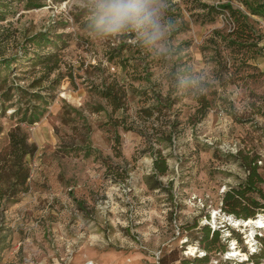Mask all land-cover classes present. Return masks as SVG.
I'll list each match as a JSON object with an SVG mask.
<instances>
[{"label":"rangeland","instance_id":"obj_1","mask_svg":"<svg viewBox=\"0 0 264 264\" xmlns=\"http://www.w3.org/2000/svg\"><path fill=\"white\" fill-rule=\"evenodd\" d=\"M226 2L248 12L242 0H167L173 31L161 54L130 33L91 38L86 0H0V97L11 94L0 100V150L15 125L35 146L22 160L28 177L13 196L15 159L0 162V264H158L163 255L165 264H196L206 225L220 238L205 264H254L247 258L260 252L264 228L233 225L237 218L220 208L222 194L245 178L237 150L254 146L264 155V115L246 106L257 100L264 111V14H249L257 45L248 66L229 69L235 82L223 86L219 77L228 74L219 62L232 64L218 39L231 27L219 7ZM48 53L59 69L43 77L38 57ZM114 78L127 90V105L111 113L97 90ZM193 78L212 100L198 122ZM159 95L162 113L141 116ZM34 111L35 122L22 120ZM153 150L169 167L160 188Z\"/></svg>","mask_w":264,"mask_h":264},{"label":"trees","instance_id":"obj_2","mask_svg":"<svg viewBox=\"0 0 264 264\" xmlns=\"http://www.w3.org/2000/svg\"><path fill=\"white\" fill-rule=\"evenodd\" d=\"M245 4L248 12H244L243 10L233 7L230 3L226 2L221 4L219 7L221 9H225L228 12L229 19L231 21V27L229 30L221 32L218 35V39L222 40L225 43L226 49L229 54L232 56L231 65L228 68L230 61H221L219 59L220 67L224 68V71L227 76V80L223 79V76L219 77L220 85L225 86L228 83L235 82L233 75H235L236 71H229L230 68H237L241 66H248L246 55L252 51L258 42V36L255 33V30L252 24L249 22V14L262 15L264 14V2H247L246 0H242ZM206 9L209 11L210 6L204 5ZM56 55L46 54L40 55L38 59L41 62V70H43V77L49 76L51 72L59 69V63ZM27 58L26 56L21 59ZM37 59V57H32ZM4 63V67L9 68L10 62L7 59L1 60ZM185 68V67H184ZM148 74V71L147 73ZM70 80L72 79V75L70 74ZM40 78V81L42 78ZM189 81V80H186ZM185 85L189 83H185ZM37 82V81H36ZM54 84L56 81H53ZM176 84H179L176 80L174 81ZM2 84V83H1ZM1 89V88H0ZM22 93L23 89L18 86V89ZM193 92L192 99L196 102L195 112L193 114V118H195L196 122L201 120L211 108L212 100L208 96L206 92L203 91L202 88L195 89V86L192 89H189ZM101 99L110 106L111 113H116L119 110L124 111L127 105V90L123 84H120L115 78L108 81L103 82L101 88L97 90ZM27 94V93H26ZM11 94L8 91L3 92L0 100L1 102H5L10 100ZM43 97L38 95V99L42 100ZM157 103L152 106L141 107L139 112L141 116L144 118H149L152 116L154 110L158 113H162V97L159 95L157 98ZM257 100H250L246 103L248 109H250V114H261L264 115V111H262V106L258 105ZM174 101H171L168 106L173 104ZM161 106V107H160ZM19 109V108H18ZM25 114L27 112H24ZM22 117V120H28L31 122H35L38 118V114L36 111L32 112L29 117L26 119V115ZM234 120L239 121L236 115H232ZM264 122V118H263ZM177 124V122H175ZM174 124V125H175ZM260 137L264 138V123L263 127H261V135ZM118 136L116 137V141L118 140ZM167 140H171V134H167ZM35 149L33 144L30 145L28 142V137L25 131L22 129L20 125L13 126L8 131V143L4 147V149L0 150V162H4L8 156H12L15 160L17 166V175L15 182V189L11 191V196L16 194L18 191L22 189L21 186L24 185L27 177L28 171L23 167V158L25 155L30 154ZM117 155H120V151H117ZM153 160H152V174L155 178V187H161L162 183L159 180L160 175H165L168 172V163L166 156H164L160 150H153ZM235 157L237 158L239 164L243 167L245 171L244 180L237 186L231 187L227 189L221 196V210L228 215L234 216L237 219L247 220L255 218L257 214L264 213V155L260 153V151L254 146L245 145L244 148L238 149ZM12 164V165H13ZM1 174V173H0ZM171 183V182H170ZM18 186V187H17ZM197 223H194L192 227H196ZM202 235L199 238V242L202 244L204 249V254L201 256H197L194 259V263L196 264H205L208 261V253L212 251L215 247L213 244L215 241H219L220 231L218 229L211 230L208 225L203 226L200 229ZM256 236V235H255ZM260 242V252L259 253H251L249 254L247 261L250 259L254 264H259V259L263 257L264 259V236L257 237ZM221 249L224 248V245L220 246ZM166 255L159 257L158 264H165ZM184 264H188L189 260H184Z\"/></svg>","mask_w":264,"mask_h":264},{"label":"clouds","instance_id":"obj_3","mask_svg":"<svg viewBox=\"0 0 264 264\" xmlns=\"http://www.w3.org/2000/svg\"><path fill=\"white\" fill-rule=\"evenodd\" d=\"M86 3L91 38L130 33L144 49L161 54L166 50L173 31L167 0H86ZM198 82V78L190 81L193 86Z\"/></svg>","mask_w":264,"mask_h":264},{"label":"bare ground","instance_id":"obj_4","mask_svg":"<svg viewBox=\"0 0 264 264\" xmlns=\"http://www.w3.org/2000/svg\"><path fill=\"white\" fill-rule=\"evenodd\" d=\"M231 221H232L233 225L242 224L244 226L251 225V226L257 227V228H264V220L260 216L252 218V219L250 218V219H247V220L231 219ZM250 236H252V233H251ZM189 249H190V252L192 254V251L194 250V247L190 246ZM231 250H233V253H232L233 256L234 255H237V256L239 255V256L243 257V260H246V258H247L246 254H243V253L241 254L239 251L236 250V248H232ZM82 264H94V263L92 261L87 260V261L83 262Z\"/></svg>","mask_w":264,"mask_h":264},{"label":"built area","instance_id":"obj_5","mask_svg":"<svg viewBox=\"0 0 264 264\" xmlns=\"http://www.w3.org/2000/svg\"><path fill=\"white\" fill-rule=\"evenodd\" d=\"M254 252H256V251H250L249 254L254 253Z\"/></svg>","mask_w":264,"mask_h":264}]
</instances>
